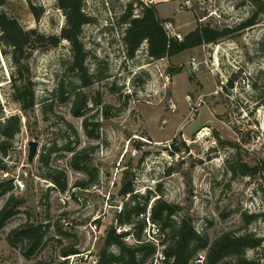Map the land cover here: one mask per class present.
Wrapping results in <instances>:
<instances>
[{
	"label": "rangeland",
	"instance_id": "1",
	"mask_svg": "<svg viewBox=\"0 0 264 264\" xmlns=\"http://www.w3.org/2000/svg\"><path fill=\"white\" fill-rule=\"evenodd\" d=\"M185 1L84 0L91 23L81 39L92 84L84 87L68 69V42L36 50L28 59L35 107L27 113L12 98L13 69L0 48V106L3 116L21 120L12 147L0 148V184L7 190L0 211L11 196L20 202L0 228V264H99L107 230H128L115 222L129 199L119 195L125 174L135 193L151 192L147 212L161 197L179 206L173 221L189 218L211 242L224 232L264 240L259 219L246 223L264 204V11L255 26L216 44L156 60L143 42L133 58L126 56L121 20L129 5L135 17L139 3H157L159 18L169 19L183 38L198 24L233 28L252 10L250 0H188L192 9ZM30 5L40 10L39 19ZM0 12L46 36L59 35L65 23L57 0H2ZM214 12L221 19L210 16ZM77 95L85 98L79 117L73 113ZM84 120L94 137L87 136ZM30 141L38 143L32 164ZM79 152L89 161L75 170L72 156ZM49 169L65 173V191L44 177ZM78 182L91 183L82 189ZM145 223L142 239H163L153 235L152 222ZM25 224L44 227L43 241L29 258L22 243L12 247L7 240ZM126 241L134 244L133 236ZM68 248L79 254L64 258ZM202 253L190 264H203ZM246 256L264 264V242Z\"/></svg>",
	"mask_w": 264,
	"mask_h": 264
},
{
	"label": "trees",
	"instance_id": "2",
	"mask_svg": "<svg viewBox=\"0 0 264 264\" xmlns=\"http://www.w3.org/2000/svg\"><path fill=\"white\" fill-rule=\"evenodd\" d=\"M2 3V0H0ZM251 14L245 20L233 28L224 27L216 29L209 25L198 24L195 29L187 33L180 42L170 37L163 28V23L168 21L159 18L156 11V4L145 5L139 3L140 12L133 16L131 5L122 14V23L126 25L122 41L125 47L126 56L133 58L143 42L147 44V56L151 59L171 58L179 53L200 47L202 45L216 44L221 39L231 34L251 28L259 23V15L264 11L263 0H250ZM84 0H57V8L63 12L65 23L59 35L46 36L36 29H24L19 22L9 17L6 13L0 12V48L1 52L9 59L12 65V98L19 104L21 110L27 113L35 107V93L30 80L28 65L29 56L36 50L55 48L62 41L70 45V60L67 61L68 69L76 72L84 87L92 84L93 77L89 75L87 67L88 51L82 43V30L84 26L91 23V18L83 10ZM30 11L36 19L40 17V10L30 5ZM84 96L77 97L73 103V113L76 116L82 115L85 108ZM83 126L88 137H94V130H89L88 120H84ZM21 130V120L18 115L3 116L0 106V148L4 152L12 147V141ZM185 147V145H183ZM180 150H176L179 152ZM45 159L41 156V161ZM89 161L88 156L82 153H75L72 156V165L75 170L84 169L81 164ZM0 160V168H2ZM86 173L87 170H84ZM254 169L250 175H254ZM44 177L50 180L59 191H65V173L49 169ZM124 175V180L119 191L123 198L128 201L122 206L120 212L115 214V222L120 229L124 226L128 230L117 233V228L111 226L104 238L103 248L99 254V264H150L158 250L163 247L165 260L162 264H190L198 260V255L203 252L205 258L203 264H261L256 260L248 259V250L259 248L264 242L263 239L252 233L244 232L234 234L224 232L212 242L208 237L198 233L189 218L183 217L178 222L172 220L180 211L178 205L171 204L161 197L154 200L147 212V206L152 198L151 192L146 195H138L133 187V180ZM126 180V181H125ZM91 183V182H90ZM90 183L78 182L76 187L85 188ZM4 183L0 184V197L7 190L2 189ZM264 203V191H263ZM13 196L0 211V228L10 218L18 213V204ZM148 213V217H147ZM145 218H148L156 226L155 236H163V239L155 242L146 241L143 238V231L146 227ZM259 219L264 224L263 210L259 214L251 215L246 223ZM43 229L41 225L25 224L13 230L7 237L8 243L14 247L16 242L23 244V254L29 258L40 247L43 241ZM133 236L134 244H128L126 239ZM115 248L118 252L111 251ZM26 250V251H25ZM79 252L74 248L64 249V258L76 255ZM230 259V260H229ZM67 261V260H64Z\"/></svg>",
	"mask_w": 264,
	"mask_h": 264
},
{
	"label": "built area",
	"instance_id": "3",
	"mask_svg": "<svg viewBox=\"0 0 264 264\" xmlns=\"http://www.w3.org/2000/svg\"><path fill=\"white\" fill-rule=\"evenodd\" d=\"M145 2V1H144ZM185 6L187 7V8H189V9H192V5L190 4V1H188V0H186L185 1ZM210 16H212V17H216V19H221V15L220 14H218L217 12H214V13H212V14H210ZM199 21H201L200 19H199ZM163 28H164V30L166 31V33L170 36V37H172V38H175V39H177L178 41H182L183 40V37H182V35L179 33V32H177L176 31V28L173 26V24H172V22H169V21H166V22H164L163 23ZM149 215H148V213H147V217H148ZM146 221H147V224L148 225H151V222H150V220L148 219V218H146ZM153 225V224H152ZM154 227L156 228V226L154 225ZM155 230H153V232H154ZM158 230H157V228H156V232H157ZM155 234L156 233H154L153 235L155 236ZM154 239V238H153ZM153 242H157L155 239H154V241ZM159 247H161V246H159ZM159 247H158V250H157V252H156V254H155V256H154V259L151 261V263L150 264H162L163 263V261L165 260V255H164V253H163V247H161V249H159ZM204 258H205V253H202V255H201V259H203L204 260ZM198 260H199V258H198Z\"/></svg>",
	"mask_w": 264,
	"mask_h": 264
},
{
	"label": "water",
	"instance_id": "4",
	"mask_svg": "<svg viewBox=\"0 0 264 264\" xmlns=\"http://www.w3.org/2000/svg\"><path fill=\"white\" fill-rule=\"evenodd\" d=\"M28 148H29V152H28V163L29 164H32L33 160L37 156L38 143H36L34 141H30L28 143Z\"/></svg>",
	"mask_w": 264,
	"mask_h": 264
},
{
	"label": "crops",
	"instance_id": "5",
	"mask_svg": "<svg viewBox=\"0 0 264 264\" xmlns=\"http://www.w3.org/2000/svg\"><path fill=\"white\" fill-rule=\"evenodd\" d=\"M165 2H167V1H165ZM161 3V2H160ZM156 5H157V3H156ZM159 16V15H158ZM167 20V19H166Z\"/></svg>",
	"mask_w": 264,
	"mask_h": 264
}]
</instances>
